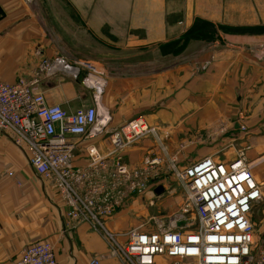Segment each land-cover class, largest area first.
<instances>
[{"label": "crops", "instance_id": "1", "mask_svg": "<svg viewBox=\"0 0 264 264\" xmlns=\"http://www.w3.org/2000/svg\"><path fill=\"white\" fill-rule=\"evenodd\" d=\"M25 1L0 0V16H6L0 21V79L9 82L31 77L41 63L39 52L45 53L38 50L39 44L46 42L43 30L5 22L7 16L21 14L27 6ZM78 11L85 31L90 22L107 23L115 26L116 33H129L128 48L185 50L160 54V59L171 60L173 65L144 81L140 85L142 94L112 82L110 88L105 90L103 86L100 92L94 86L95 96L84 82L87 69L71 65L72 60L54 53L48 58L59 60L67 71L62 68L43 81L41 88L49 104L58 103L75 111L97 104L100 93V107L110 112L114 126L143 117L151 126L161 127V145L150 137L125 151V160L131 166L142 165L156 155L164 157L161 177L152 185L181 187L166 169L170 159L175 158L183 167L207 155L223 161L242 152L264 187V0H78ZM62 32L70 33L65 29ZM206 32L213 36L208 38ZM83 45L88 46L87 40L79 39L78 46ZM96 67L97 78H104L106 72ZM112 78L132 80L124 74ZM85 88L91 97L79 98ZM126 90V97L120 98ZM225 145L232 148L221 151ZM98 146L107 151L108 138L100 139ZM0 155L13 167L11 176L0 184V264H15L26 246L43 240L54 245L59 264H89L94 257L101 264H122L109 254L106 232L69 216L63 194L32 168L25 151L7 132H0ZM74 160L76 165L86 166L84 144L75 150ZM28 174L42 181V187L31 182L27 187L15 183ZM99 179L105 177L94 175L95 182ZM87 189L84 187L83 192ZM145 203L137 197L125 199L112 217L103 219L105 228L113 234L141 226L149 230L150 215L146 214L150 207ZM262 205L252 211L257 239L264 237V214L262 218L259 215ZM118 238L122 243L128 241L125 235ZM261 246L258 248H264V244Z\"/></svg>", "mask_w": 264, "mask_h": 264}, {"label": "built area", "instance_id": "2", "mask_svg": "<svg viewBox=\"0 0 264 264\" xmlns=\"http://www.w3.org/2000/svg\"><path fill=\"white\" fill-rule=\"evenodd\" d=\"M79 64L87 69V83L97 74V67ZM62 68L59 60L47 59L31 77L15 82L0 79V132L9 133L32 168L60 190L70 217L102 228L109 254L122 264H264V248L254 243L252 221L263 190L242 152L223 161L207 155L183 167L170 159L169 169L185 190L182 211L170 223L155 218L156 226L149 230L141 226L121 234L109 232L103 219L112 217L125 199L137 197L151 207L161 195L156 192L159 186L152 183L161 177L164 157L156 155L131 166L125 151L150 137L161 145L162 128L151 126L143 117L114 126L99 100L75 111L49 104L41 86ZM240 127L247 130L245 125ZM104 137L109 141L105 152L98 146ZM81 144L88 156L86 166L74 160ZM94 175L105 179L95 182ZM121 235L128 237L126 243L120 242ZM15 264L59 263L54 245L43 240L26 246ZM89 264L101 261L94 257Z\"/></svg>", "mask_w": 264, "mask_h": 264}, {"label": "rangeland", "instance_id": "3", "mask_svg": "<svg viewBox=\"0 0 264 264\" xmlns=\"http://www.w3.org/2000/svg\"><path fill=\"white\" fill-rule=\"evenodd\" d=\"M26 3L27 6H23L24 8L22 7L23 11L20 10V15L7 16L5 22L35 25L36 30L40 29L44 31L43 40L46 42L39 44L40 48H38V50H44L45 53L39 52V54H41L39 55V59H41L40 62L49 59L54 53H56L57 57H65L72 60L73 63H70L71 65L81 66L83 69V65L79 64V62H89L102 68L106 72L104 78L102 76L99 77V79L103 80L102 86H105V90L108 89L109 83L112 84V82H115L120 85H128L130 88L129 90H134L142 94L140 85L144 81L148 82V78H151L152 74L158 73L162 69L173 65L171 60L165 58L160 59V54L165 55L166 51L179 52L178 54H180L185 50L180 52V49L175 50L173 47L170 49L166 47L151 49L143 47L128 48V45L131 44V41L128 40L129 33L125 31L116 33L114 32L115 26L108 25L107 23L103 25H99L100 23L94 25L88 22V29L85 31L82 29V22L80 24L82 17L80 18L78 11V0H27ZM5 17V15H1L0 21L4 20ZM93 18L94 16L91 18V21ZM102 23L103 21L101 24ZM80 25L82 26L81 28ZM63 29L68 30L70 33L64 35L62 32ZM206 34L208 38L213 36L212 32H206ZM70 38L72 42L69 40ZM79 39L82 41H84V39L87 40L88 46L83 45V47H79ZM51 51L53 53H51ZM149 73H151V75H149ZM116 74L128 75L132 80L113 79L112 77ZM134 78L142 79L138 80ZM120 85L118 87H121ZM90 87L95 96L96 89L94 86ZM86 91L89 92V90L85 88L84 94L80 95L79 98L91 97V94H88ZM127 92L128 90L124 92V96L119 97L125 98ZM96 99L99 100L100 95H98V97L96 96ZM137 105L138 104H136V106ZM231 148L232 146L226 149L225 145L221 151H229ZM1 157L0 155V184L4 182V178L11 176L13 170L12 165L10 163H5ZM165 164L167 165L166 169L170 171V162L166 161ZM26 166L29 167L28 165ZM177 166H181L179 161ZM172 176H174L173 173ZM30 182L38 185V187H42L43 184L42 181L34 176H32L31 179L29 174L26 177H22V181L19 179L15 180V183L21 187H27V184H30ZM178 183L179 182L176 180V184ZM262 190L263 197L256 205H262L264 203V187H262ZM155 199V205L151 206L149 212L146 214L147 217L150 215L148 223L152 228L156 226L155 218H159L163 223H170L172 217L181 212L186 205L185 190L183 187H164V191L160 196H156ZM260 208L261 212L259 215L262 218L264 214V205ZM259 224L260 223L257 224L258 227ZM254 243L255 245L259 243L258 247H262L261 245L264 244V237L262 239H257L254 233ZM164 264H167V262L164 261Z\"/></svg>", "mask_w": 264, "mask_h": 264}, {"label": "bare ground", "instance_id": "4", "mask_svg": "<svg viewBox=\"0 0 264 264\" xmlns=\"http://www.w3.org/2000/svg\"><path fill=\"white\" fill-rule=\"evenodd\" d=\"M102 81L103 80H101V79H98V78H96L95 76H93L92 78H89V79H87V84L89 85V86H96L97 88H99V92L101 91V89H102ZM98 95H100V93L98 94ZM98 95H97V97H98ZM241 124V123H240Z\"/></svg>", "mask_w": 264, "mask_h": 264}, {"label": "water", "instance_id": "5", "mask_svg": "<svg viewBox=\"0 0 264 264\" xmlns=\"http://www.w3.org/2000/svg\"><path fill=\"white\" fill-rule=\"evenodd\" d=\"M164 191V187H158L157 189H156V192L158 193V194H161L162 192ZM179 224H181V223H179Z\"/></svg>", "mask_w": 264, "mask_h": 264}, {"label": "trees", "instance_id": "6", "mask_svg": "<svg viewBox=\"0 0 264 264\" xmlns=\"http://www.w3.org/2000/svg\"><path fill=\"white\" fill-rule=\"evenodd\" d=\"M193 34V33H192ZM258 248V246H256Z\"/></svg>", "mask_w": 264, "mask_h": 264}]
</instances>
